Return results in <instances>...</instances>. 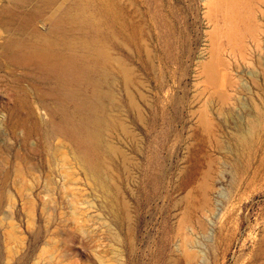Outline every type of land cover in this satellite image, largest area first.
I'll use <instances>...</instances> for the list:
<instances>
[{
	"label": "rangeland",
	"instance_id": "rangeland-1",
	"mask_svg": "<svg viewBox=\"0 0 264 264\" xmlns=\"http://www.w3.org/2000/svg\"><path fill=\"white\" fill-rule=\"evenodd\" d=\"M0 160V264H264V0H0Z\"/></svg>",
	"mask_w": 264,
	"mask_h": 264
},
{
	"label": "bare ground",
	"instance_id": "bare-ground-1",
	"mask_svg": "<svg viewBox=\"0 0 264 264\" xmlns=\"http://www.w3.org/2000/svg\"><path fill=\"white\" fill-rule=\"evenodd\" d=\"M115 5V4H114ZM85 12H84V10L83 9H80V10H74L73 12H72V14L73 15H75V16H80V15H82V14H84ZM119 40H120V38H119ZM14 46H15V44H14ZM14 51V50H13ZM12 51V52H13ZM109 51V52H108ZM108 51L106 50V53L107 54H110V51L111 50H109L108 49ZM111 55V54H110ZM26 57H33V58H38L39 60H43V58L42 57H45V56H43V54L42 53H39V52H36V51H31V50H24V51H21V50H17V51H14L12 54H11V59L14 61V62H19V61H21V60H23L24 58H26ZM112 57H114V55L112 56ZM117 57H119L120 58V56H117ZM114 58H116V56L114 57ZM45 59V58H44ZM117 59V58H116ZM120 59H123V58H120ZM118 61H120L119 63L121 64L122 63V61L121 60H118ZM117 61V62H118ZM24 64V63H23ZM113 65V64H112ZM60 66H61V73H62V75H63V77L65 78H69V76L71 75V66L69 65V64H64V63H61L60 64ZM118 66H120V65H118ZM121 66L124 68V70H125V72L127 73V75L128 74H130V68L127 66V64L124 62L123 64H121ZM120 66V67H121ZM122 68V69H123ZM116 69V68H115ZM224 79V78H223ZM113 81V80H112ZM63 82H65V80L63 81ZM114 82V81H113ZM62 90H63V94H65V95H67V96H73L74 95V91L73 90H71V88H69V87H67V85H65V83L63 84V86H62ZM129 94H131V93H129ZM131 97V96H130ZM131 101H133V96H132V98H131ZM130 103H132V102H130ZM21 105V104H20ZM137 107L138 108V104L136 103V101L134 100V103L132 104V107ZM70 112V111H69ZM124 127V126H123ZM108 131V130H107ZM107 143V142H106ZM114 150L115 151H117L115 148H114ZM115 154V153H114ZM91 157V156H90ZM89 157V158H90ZM91 158H93V156L91 157ZM85 160V159H84ZM92 160V159H91ZM1 161V160H0ZM82 163H83V161H82ZM90 163V162H89ZM105 164H106V162H105ZM7 175V174H6ZM106 178H108V177H106ZM112 179V178H111Z\"/></svg>",
	"mask_w": 264,
	"mask_h": 264
}]
</instances>
